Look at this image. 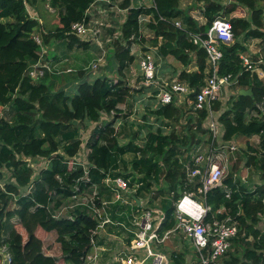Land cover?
<instances>
[{
	"label": "trees",
	"instance_id": "16d2710c",
	"mask_svg": "<svg viewBox=\"0 0 264 264\" xmlns=\"http://www.w3.org/2000/svg\"><path fill=\"white\" fill-rule=\"evenodd\" d=\"M93 1L51 0L52 7L58 11L59 21L53 29L46 31L45 25L32 18L27 10L25 2L32 5L37 0H0V180H4L2 170L12 169L16 181H3V186L0 185V248L8 245L13 257L11 264H82L93 248L91 229L96 227L97 220L89 214L86 206H77L60 217H55L54 212L64 199L76 193L77 186L80 190H88L98 185L101 190L107 173L131 177L133 172H116L124 164L122 157L128 154L132 159L127 164L125 162V167L131 164L137 173L144 175L145 185L140 187L139 194L150 187L151 177L165 175L168 188L158 193L163 196L161 206L165 210V220L159 231L163 233L176 225L175 202L185 193L197 192L200 185L189 182L183 167V161L188 159L183 160L182 156L191 150L192 145L205 141L209 131L204 124L208 112L201 110L196 117L190 116L180 131L177 127L169 131L165 121L178 125L176 123L185 113L174 103L159 105L150 109L159 126L142 125L148 129L146 140L139 141V132L124 131L133 114L126 111L127 107L134 106L129 100L139 92L127 82L126 69L136 58L131 48L141 34L140 16L151 14L152 20L147 24L152 32L149 42L157 43L162 36L158 58L172 56L188 65L193 60L191 53H196L197 70H183L180 78L198 91L206 77L207 54L192 42L188 31L205 33L217 16H226L232 23L235 40L223 47L220 72L237 76L238 86L252 88L253 94H238L231 98L228 108L219 117L223 126L222 138L228 142L238 135H258L260 139L257 147L247 144L240 156L237 154L238 159L232 164L223 185L208 192L206 201L212 210L206 221L231 217L238 223L239 233L226 254L231 255L225 259L226 264H264L263 252L257 254L258 249L264 251V241H258L262 232L257 228L264 215V116L247 117L248 110L257 109L259 103H264V81L256 73L246 71L240 57L241 53L248 52L246 40L254 38H262L264 52V11L258 0H229V3L195 0L201 4L198 8L207 20L205 24H200L191 11L181 8V0H143L140 3L138 0H123L117 4L127 11V18L121 25L122 36L127 43L114 42L116 80L106 75L97 76L92 81L82 79L77 83L76 92L71 93L64 86L56 89L53 83H48L49 71L39 79L32 78L28 72L29 65L41 55V46L33 39V34L41 29L47 45L59 40L69 49L75 46L88 49L90 43L81 41L70 33V29L73 22L84 19ZM111 1L107 6L119 0ZM241 7L248 11L244 9L246 15L240 14ZM177 20L181 21V28L175 24ZM113 31L110 29L109 32ZM141 42L145 43L146 39L141 37ZM79 75L82 76L83 72ZM195 96L196 93L191 94V98ZM121 104H125V108ZM221 105L222 102L217 100L213 108L219 110ZM113 114L112 120L103 121L105 115ZM119 118L124 121L115 127ZM85 121L97 123L87 142L88 158L92 164L88 182L82 179L83 166L72 163L82 147L80 123ZM123 132L131 135L127 142L120 141V138H126ZM22 156L44 157L50 163L33 177L31 166L23 161ZM242 158L245 165L254 168L263 180L254 189L235 177L240 172ZM30 184L33 189L25 194L27 191L23 192L21 188L28 190ZM229 188L231 195L225 192ZM55 198L60 199L57 205H52ZM117 208L118 205H114L112 217L124 220L125 215H118ZM122 210L120 207L119 212ZM125 210L128 213L130 207ZM19 223L21 228L17 227ZM53 230L58 236L56 243L47 251L51 254H48L42 249L43 242ZM131 234L127 240L129 245L134 239ZM250 236L253 237L254 248L245 250L244 260L233 256L231 249L234 244ZM174 260L176 264H185L182 255L176 254Z\"/></svg>",
	"mask_w": 264,
	"mask_h": 264
},
{
	"label": "built area",
	"instance_id": "2783aa9c",
	"mask_svg": "<svg viewBox=\"0 0 264 264\" xmlns=\"http://www.w3.org/2000/svg\"><path fill=\"white\" fill-rule=\"evenodd\" d=\"M47 2L48 10L54 12L55 9L51 5V0H47ZM111 2V0H94L86 10L84 19L72 23L70 33L78 37L81 41L93 44L102 50V52L110 48L114 49L113 52H115L114 42L117 40L126 44L127 41L122 36L121 25L127 18V11L121 9L117 2L116 4L107 6ZM25 3L30 16L38 19L42 24V20L32 14L30 5L27 2ZM115 8L125 12V18L122 24L111 33L109 32L110 29H114L117 26L114 15L110 17V10H114ZM108 19H112L111 22L107 21ZM151 20V14L140 16L141 34L132 44L131 48L132 53L138 58L139 72L138 74H133V70L131 71L132 79L130 80L129 78V80L133 86L129 85L134 89L151 87L155 97V102H153L154 108L159 105L172 103L177 106H180L179 104L181 103L183 105L188 103L192 106L190 108L195 115L201 110H207L208 115L211 117L208 128L212 132L213 140H217L219 138L220 126L218 120L214 118L216 112L213 105L217 100H221L223 90L238 85L239 83V78L232 73L220 72V62L224 56L223 47L230 45L235 40L230 18L217 16L205 33L188 31L192 42L203 48L207 54L206 77L198 91H196L195 87L190 86L189 83L179 78L168 80L158 76V64L155 57H157L159 46L162 43V36H159L157 43L149 42V38L152 37V32L147 24ZM175 24L179 28L182 27L180 20L175 21ZM141 37L146 39L143 45L139 43ZM133 38L134 36L131 39ZM33 39L41 46V55L35 62L30 64L28 72L32 78L38 79L44 76L46 71H54L48 63V60L44 59L45 53L48 52L49 44L47 45L44 42L43 31L40 29L37 33H34ZM249 47L248 52L240 54L245 70L256 73L260 78H264V68L262 67L264 63L263 44L255 50H249ZM101 55L99 54L85 68L89 70V73H97V70L106 63V53L105 56ZM71 71L72 69L66 70V72ZM57 72L60 73V71ZM241 75L242 73H240ZM114 79L116 80V78ZM192 93H196L195 98H191ZM123 107L125 108V106ZM253 116H264V103H259L257 109L248 110L247 117L251 118ZM237 150L238 146L235 143H221L212 147L208 154L198 155L195 159V167H187L189 182L200 185L198 186L197 192L185 193L175 202V215L178 220L175 229L168 230L164 234L161 233L159 231V225L156 223L157 217L154 214V210L149 204H145L142 208L143 213L140 219L135 220L134 225H131V227L125 226L129 232L133 233L134 239L130 245L128 242L126 243V254L124 257H121L120 263L117 264H145L149 258L152 259V264H167L166 254L155 248V244L164 243L176 230H181L185 237L194 244L198 259L202 264H216L221 257L225 256L232 246L233 238L237 237L239 233V226L237 221L231 217H227L226 219L214 218L211 222H207L206 217L212 209L208 205L206 197L209 191L223 185V180L230 172V158L237 159L235 155ZM22 159L33 168L30 157L22 156ZM203 162L205 164L201 165ZM74 164L82 165L76 162ZM91 165L89 162L87 165H82L84 168V176L82 179L86 182L90 180L89 172ZM103 183L115 193L117 201L124 196L137 194L138 189L142 185L132 183L131 177L126 178L122 175L112 176L110 173H107L103 179ZM0 185L3 186L2 180H0ZM32 189L33 185L30 184L25 194L32 191ZM75 190L76 193L71 196L73 200L79 198L81 194L87 193L88 190L91 192L86 201L71 205V207H88L89 214L98 222L96 227L91 229V243L93 248L86 254L82 264H100L101 250L104 248L102 249L99 246L98 239L104 238L106 225L108 223H114L107 215V209L110 203L101 197L96 185H93L88 190H80L77 186ZM225 192L227 195H231L232 190L229 188ZM197 195H200L203 201L198 200L196 198ZM97 199L99 200L98 202L96 201ZM13 206L15 207V204ZM55 217H58V215H55ZM141 252H144V255ZM0 256L3 259L1 264H11L13 261L7 244H4L0 248Z\"/></svg>",
	"mask_w": 264,
	"mask_h": 264
},
{
	"label": "crops",
	"instance_id": "0c3cea01",
	"mask_svg": "<svg viewBox=\"0 0 264 264\" xmlns=\"http://www.w3.org/2000/svg\"><path fill=\"white\" fill-rule=\"evenodd\" d=\"M122 1L123 0H119L118 3H121ZM223 1H226V0H223ZM262 9L264 11V7H262ZM198 11L200 12L199 9H198ZM239 12L242 13L243 15H246V11L245 10L243 12L240 10ZM34 13H35V11H34ZM200 14H201V18H205L201 12H200ZM193 16L196 18L195 14H193ZM263 18H264V14H263ZM111 20L112 19H108L107 21L111 22ZM196 20H198V19L196 18ZM198 22L200 24H205V22L203 23V21H199L198 20ZM116 23H117V21H116ZM42 24H43V21H42ZM250 40L252 41V45H251V42H245L246 46H250L249 50H255V49H257L258 47H260L263 44L262 38H254V39H250ZM139 43L141 45L144 44L141 41ZM52 44L56 45V43H52ZM96 49H98V47H95V50ZM55 53H56V55H55V57L53 59H51V57H47L48 63L50 64V66L52 67V69L54 71V72H50L49 71V73L51 75L48 76V78H47L48 80L47 81H48V83H53L54 86H55V80L56 81L60 80V79H58V77L60 75H63V73H66L67 77L62 79L64 81V84L61 85V86H64L65 89L69 90L71 93L72 92H76L77 83L80 80H82V79H86V80L92 81L93 79H95V77L100 76V75H106V76H108L110 78H113V77H111V71L110 70H107L104 73H100L99 75H96L97 73H89L88 70L85 69L88 65L86 66V64L84 62H82V61L81 62L84 64L83 65L84 69L82 70V68H81L80 72H83V75L82 76L78 75L80 78L78 76L73 78L71 74H73L72 72H74V68L77 65L75 64V65L72 66L71 63H68V61H66V60H68L69 58H65L64 59L63 58L64 54L62 56H60V54L58 52H55ZM98 53L100 55L102 54V55L105 56V53L107 54V50H105V51L103 50V52H102V50L99 49ZM195 55H196L195 52L191 53V58L193 60L188 65H184L182 62H180L179 60L175 59L174 57L171 58L172 56L166 57L164 63H162V66H161L162 75L160 77L168 79V80H172L174 78H179L182 81H186V80H183L182 78H180V73L183 70H186L187 72H192V71L197 70V63H196L197 60H196V56ZM71 56H73V55H71ZM94 56L91 55V60H92V58H94ZM105 59H107L106 56H105ZM66 62H67V64H66ZM134 63H136V66L138 67V70H136L134 67H132ZM133 64L130 66L131 71L133 70V74L134 73L137 74V71L139 72V64H138L137 56H136L135 61L133 62ZM63 65H66L65 69L62 68ZM112 67L114 69V71L112 73H117L115 71V68H117V67H116V65L114 63V54H113L112 58L110 59V68H111V70H112ZM206 68H207V59H206ZM67 69H72V71L71 72H66ZM57 71H60V73H58ZM128 71H129V68L126 69V76H127L128 81H129ZM257 76H259V75H257ZM258 78L264 81V78H260V77H258ZM130 79H132V78H130ZM139 82H140V79H139ZM186 82L189 83L188 81H186ZM189 85H190V83H189ZM61 86H58V87H61ZM192 87H194V86H192ZM234 87H237L236 88L237 90L233 92V88ZM138 88H141V87H138ZM242 89H247V88H243V87H240L238 85H234L231 88H227L226 90L222 91V94L225 92L226 95H225L224 98H221V100H220L222 102L221 108L219 110H215L216 114L214 115V118H216L218 120L219 126H220L219 127V138L217 140H213L212 132L208 128L209 127V123H210L209 121H210L211 117H210V115H207L204 124H205V126L207 127V129L209 131H208V134L204 137L205 141L202 142V143H199L197 145L196 144L192 145L191 146V150L188 151V152H185V154L182 156L183 160L184 159H188L187 161H183V167H184L185 171H187V167H195L196 166L195 159H196V157L198 155H200V154L201 155L208 154V152L210 151V149L212 147L217 146V145H219L221 143H235L238 146V150L236 151L237 153H235V155H236V157L238 159L237 154L239 153L240 147H241V144H239L240 143L239 140L244 135L235 136L232 139V141H228V142L224 141L223 138H222L223 126H222V124L220 122L219 117H220V114L223 111H225V109L223 108V106H224L223 100L224 99H225V101L231 100L232 97H235L238 94H240V91ZM228 90H230L231 92L227 93ZM142 94H143L142 102H145V99L148 96L152 95V97L149 98V103H146V107H151V108H147V110L150 111V109L154 108V106L152 104H153V102H155L154 92H153V89L151 87L150 88L147 87V88H144L143 90L139 91L134 97H132L129 100V102H133V103L136 102L137 106H138L139 102H137V101H138V98H140L142 96ZM121 105L125 106V104H121ZM179 105L180 106L176 105V107L181 108L184 111L185 115L181 118V121L179 123H176L178 125H174L173 123L169 122V120H166L165 122H166V124H168L166 128H168L169 131L172 128H176V127L180 131L181 129H183L182 126L184 125V122L190 117V116L187 115V111H185V109L186 108H190L192 106H190L188 103H186L185 105H183V103H181ZM5 108H7V106ZM134 114H135V111H133V114L131 115V119L129 118V121H130L129 124L126 125L125 127H129L130 131H133V132H136V133L139 132L140 137H138V139H139L140 142H143L144 140H146V136H147V132H148L147 127L142 126L143 123H146L147 126H148V124L159 126V124H158L159 122L156 120V116L153 115V114H149L148 118L137 117L136 119L135 118L132 119ZM105 116L103 117V121H110V119H107ZM187 116H188V118H187ZM193 117H196V115L193 116ZM117 121H118V124H116ZM123 121H124V119H122V118L117 119L116 122H115V127H118L121 124V122H123ZM90 123H95V122L85 121L82 124L80 123V125H81L80 126V133H82V126L84 124H90ZM155 129H156V127H155ZM81 135L82 134H80V138H81ZM254 136H258V135H254ZM254 136H251V137H254ZM251 137L247 136L246 138L249 139ZM258 138H259V136H258ZM120 139L121 140H125L123 142H127L129 140V138H127V139L126 138H120ZM82 141H83V139H82ZM246 144H250V143L247 141ZM82 147H83V143H82ZM82 147H81L79 153L77 154V156H79L81 154ZM246 148H247V146H246ZM30 158L32 159L33 163H34V160L35 161L37 160L36 158L42 159L43 164L46 163L45 166L44 167L42 166V168L37 173H35V172L33 173V177L37 176L41 172V170H43L44 168H47L49 166V163H50L49 159H46L44 157H30ZM87 158H88V154H87ZM122 158H123L122 162L124 164L126 162V164H127V161H130L132 159V155L128 154V155L123 156ZM43 159H45L46 162ZM237 159L234 160V159L230 158V164H229L230 168H229V170L231 169L232 164H234L237 161ZM192 161H193V163L191 164ZM88 162L90 163L89 158H88ZM124 164H121L119 166V169H118L117 172H120V173H127V171L133 172L134 174L131 176L132 183L142 184L141 187L144 186L145 185V181L143 180L144 175L137 173L136 170L132 167L131 164H130L129 167H125ZM204 164L205 163L203 162L201 165H204ZM244 165H245V162H243L242 168H243ZM235 177H236V179H240L242 184L246 185L248 188H250V189H254L255 188V184H253V183L256 182L257 179H252V178L248 179V177L246 175V178L243 176L244 181H242V176L240 175V172H237L235 174ZM153 179H155V180H153ZM150 180H153L154 183L152 181L150 187H147L146 189H144L141 194H139V192H138L137 194H134V195H131V196H124L122 199H118V201L116 199L115 193L112 190H110L108 188V186L105 183H103V181H102L103 185L101 187V190H100L99 186L96 185L97 189L99 190V193L101 191V193H100L101 197L104 200L109 201V203H110L109 204V208L107 209V215L114 222V223H108L106 225V229L104 231L105 232L104 238H99L98 239L99 246L102 249L104 248L103 250H101L100 264H117V263H120L121 257H124L125 254H126V252H125L126 243L128 242L127 241L128 238L132 234H131V232H129L125 228V226H130L131 227V225H134L133 223L135 222V220H137V219H131V214L126 213L125 208L127 209L128 206H132L133 205L134 208H138V210L142 211V208L144 207V205L145 204H149L152 207V209L154 210V214L157 217L156 223H157V225H159V229H160V226L162 225L163 221L165 220V210L161 206V200H162L163 196L158 195V193L161 190L167 189L169 183L167 182V180L165 178V175L163 177L160 176L159 178L151 177ZM11 182L15 183L16 181L14 179ZM21 190L24 192V191H27V188H21ZM156 195H158V196H156ZM196 197L199 198V199L197 198L198 200L203 201L202 197H200L198 195ZM58 199H60V198H55V200L52 202L53 203L52 205H57ZM67 200H70L72 202L74 201L72 199V197L64 199L63 200V204L58 208V210H56L54 212V215H58V217H60V216H63L64 214L70 213L69 212L70 209H67V208H69L71 204L70 205L66 204ZM114 205H118V208L116 209L117 212L115 211L116 213H118V215H125V219L124 220L114 219L112 217V212L114 210ZM120 207L124 209L121 212H119ZM221 210H222V208H221ZM65 211H66V213H64ZM88 212H89V209H88ZM59 213H61V214L59 215ZM262 220H264V215L261 216V220H260L259 224L257 225V228L259 230H261V232H262V234H261V236L259 237V240H258V241H261V242L264 241V229L263 230L261 229V224L263 223ZM121 222H123V223H121ZM116 223H118V224H116ZM176 225H177V223H176ZM176 225L173 228L165 230L163 232V234L166 233L168 230L175 229ZM17 227L21 228L22 226H19L17 224ZM6 233H8V231ZM50 233H53V234L57 235V232L55 230L51 231ZM57 236L51 242L55 241L57 239ZM176 236H179V238H180L179 245L178 244L174 245V243L172 241V238H174ZM250 237L253 239L252 236H250ZM249 238L247 237L243 241H240L239 243H235L234 244V247H232V249H231L233 256H236L237 258H240V259L244 260L243 257H244L245 250L249 248L247 246V244L251 243L252 248H254V245H252L254 240L251 239L250 241H248ZM185 241H189L191 243V241L188 238L185 237V235L183 234V232L181 230H176L175 232H173L169 236V239H167L164 243L155 244V248H157L159 251H161L164 254H166V256H167V264H176V262L174 260L175 257H176V254L183 256L185 264H193L192 263V255L190 254V250L188 249V247H186ZM51 242H47V246H46L47 251L52 247L51 246V244H52ZM194 250H195V248H194ZM261 252H263V254H264L263 250H260V249L257 250V254L258 255H260ZM47 253L51 254L50 252H47ZM141 253H142V255H144V252H141ZM227 258L228 259L231 258V255L230 256H226V255L223 256L218 264H226L225 263V259H227ZM148 260H150L151 261L150 264H152V259L149 258ZM148 260L146 261L145 264H147ZM249 264H255V263L249 262Z\"/></svg>",
	"mask_w": 264,
	"mask_h": 264
},
{
	"label": "rangeland",
	"instance_id": "374dc122",
	"mask_svg": "<svg viewBox=\"0 0 264 264\" xmlns=\"http://www.w3.org/2000/svg\"><path fill=\"white\" fill-rule=\"evenodd\" d=\"M142 1L143 0H138L137 3H140ZM226 2L229 3V0H226L225 3ZM47 3H48L47 0H37V2H35V4H32V5L28 3L30 5V7H31L32 14H34L35 16H37L38 18H40L43 21V25H45L46 31H48L50 29H53L54 26L57 25L58 24V21H59L58 11H56L55 8H54L55 9L54 12H51L50 10H48L47 5H46ZM200 5L201 4L196 3L195 0H181V4H180V6L183 9L188 10V11H191L192 15L195 14L196 18L199 21H203V23L204 22L206 23L207 22L206 18H201V14L198 11V9H199L198 7H200ZM258 5H260V7H264V0H258ZM240 9L242 11H244L245 8L244 7L243 8L241 7ZM34 11H35V13H34ZM113 15H114V19L117 21V23H116L117 26L114 28V30H115V29H117V27L119 25L122 24V22H123V20L125 18L124 17L125 12H123V11L118 10L117 8H115L114 10H110V17L113 16ZM54 42L56 43V45H54V44H50L49 45L48 52L45 53L44 59H47V57H51V59H53L55 57V55H56L55 52H58L60 54V56H62L64 54L63 55V58L64 59L65 58H69L68 60H66V61H68V63H71L72 66L75 65V64L77 65L75 67L76 69L74 68V72H72L73 74H71L73 78L77 77L80 74L81 68H82V70L84 69V66H83L84 64L82 62H84L86 64V66H87V65H89L93 61V59H95L99 55V53H98V50L99 49H96L97 50L96 51L95 50V46L93 44H90V48H88V49L79 48L77 46H75L72 49H69L68 45L65 44V43H63L62 41L54 40ZM246 42H252V41L251 40H246ZM113 50L114 49H111V48L110 49H107V54H106L107 60H106V63L103 66H101V68L99 70H97L98 72H97L96 75H99L100 73H104L107 70H110L111 71V77H113V79L118 77L117 76V73H112L114 71L113 67H112V70L110 68V59L112 58V56L114 54ZM71 55H73V56H71ZM91 55L92 56L95 55L94 58H92V60H91ZM155 58H156V62L158 64V76L160 77L162 75V73H161V66H162V63H164L165 59H163L161 57L158 58V56L155 57ZM171 58H173V57H171ZM66 64H67V62H66ZM132 67H134L136 70H138V67L136 66V63H134ZM62 68L65 69L66 68V65H63ZM115 71H117L116 68H115ZM137 74H138V71H137ZM128 76H129V78H132V76H131V68H129ZM65 77H67V75H66V73H63V75H60L58 77V79H60V80H58V81L55 80V86H56L55 88L56 89L59 88L58 86H61V85L64 84V81L62 79L65 78ZM130 80L127 81V82L131 86H133ZM142 88H143V86H142ZM236 88L237 87H234L233 88V92L237 90ZM136 90L141 91V89H136ZM228 92H231V91L228 90L227 93ZM225 95H226V93L224 92L222 94V98H224ZM150 97H152V95L151 96H148L145 99V102H142V100H143V94H142V96L140 98H138V101H137V102H139L138 103V106H137V103L135 102L136 104L134 103V106H129V108L127 107V109H126L127 113H129L130 111L131 112H133V111L136 112V114L133 115L132 119H134V118L136 119L137 117L144 118V116H147V118H148V115L150 114V111L147 110V108H151V107H146V103H149V98ZM229 101L230 100H228V101H225V99L223 100V102H224L223 108L224 109L228 108ZM117 106H119V105L117 104ZM185 111H187V115L188 116H195V114H194V112H193L192 109L186 108ZM188 116H187V118H188ZM105 117L107 119H110L111 120L112 118H114V114L112 116L106 115ZM130 119H131V116H130ZM96 124L97 123H90V124H84L82 126V133L79 132V134H82L81 135V138L83 139V147H82V150H81V154L79 156H76L75 158H73L72 159V163L73 162H76V163H80L82 165H87L88 164V158H87V154H88V151H87V142H88L89 138L91 137V135L93 134V132L95 130ZM116 124H118V121L116 122ZM124 131L129 132L130 131V128L129 127H126L124 129ZM126 132H123V133H125L124 135H125L126 139L127 138H130L131 135L130 134H126ZM246 137L247 136H242L240 138V140H239V142H240L239 144H241L240 151L238 153L239 156L243 152L242 150L246 149V146H247L246 142L247 141L250 144H252L253 146H255V147H257L259 145V138H258V136H254V137H251L249 139H247ZM123 141H125V140H121V142H123ZM36 159L37 160L36 161L34 160V163L31 162V164H33V169H32L33 170V173L34 172L37 173L42 168V166L44 167L45 164H46V163L43 164L42 159H38V158H36ZM43 160L46 162L45 159H43ZM243 162H245V159L242 158L241 161H240V163H239L240 164V170H241L240 171V175L242 176V181H244L243 176L246 178V175H247L248 179L249 178L257 179V181L254 182L253 184L257 185L258 183H261L263 180L261 179L260 174L254 168L247 167L246 165H244L243 168H242ZM12 172H13L12 169H10V170L5 169V171H4V180H3L4 182H9V181L14 180V176H13V173ZM90 192L91 191L88 190L87 193L81 194L80 197L77 198V199H75L73 202L70 201V200H67L66 201V204L76 205L77 203L84 202V201H86L89 198ZM198 196H200V195H198ZM196 198H198V197H196ZM71 205L67 209H70V210L74 209L73 207H71ZM128 207H130V211L128 212V214H131V219H140V217H141V215H142L143 212L141 210H138V208H134L133 205L132 206H128ZM64 213H66V211ZM262 222L263 223L261 224V229L263 230L264 229V220H262ZM18 225L21 226L20 223ZM56 236L57 235L56 234H53V233H48L46 235V239L43 242V247H42V249H43L44 252H47V249H46L47 242H51L53 239L56 238ZM251 239L252 238L250 237L248 239V241H250ZM172 241H173L174 245H177V244L179 245V243H180L179 236H176V237L172 238ZM51 243H52L51 246H53L56 243V240L53 241V242H51ZM185 244H186V247H188V249L190 250V254L192 255V263L193 264H202L199 261V259H198L196 250H194V248H195L194 244L193 243L191 244L189 241H185ZM247 246L249 248H252L251 243L250 244H247ZM221 259H222V257H221ZM220 260H218L216 264H218L220 262ZM2 261H3V259L1 258L0 264L2 263ZM150 263H151V261L148 260L147 264H150ZM64 264H70V263L64 262Z\"/></svg>",
	"mask_w": 264,
	"mask_h": 264
},
{
	"label": "water",
	"instance_id": "95a60500",
	"mask_svg": "<svg viewBox=\"0 0 264 264\" xmlns=\"http://www.w3.org/2000/svg\"><path fill=\"white\" fill-rule=\"evenodd\" d=\"M240 94H241V95H245V96H252V94H253V90H252V88H249V89H242V90L240 91Z\"/></svg>",
	"mask_w": 264,
	"mask_h": 264
}]
</instances>
